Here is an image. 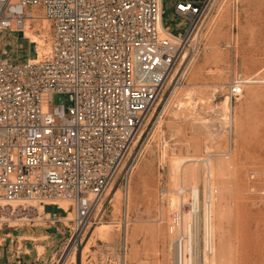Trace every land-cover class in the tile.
Returning a JSON list of instances; mask_svg holds the SVG:
<instances>
[{
	"label": "built area",
	"instance_id": "1",
	"mask_svg": "<svg viewBox=\"0 0 264 264\" xmlns=\"http://www.w3.org/2000/svg\"><path fill=\"white\" fill-rule=\"evenodd\" d=\"M215 1L178 0L174 15L189 24L177 35L165 26L164 0H0V34L39 17L50 44L41 60L0 52V214L26 220L42 207L41 222L58 235H84L115 185L127 192L146 118L184 57L198 53ZM248 84L232 83L230 101ZM56 96L69 106H55Z\"/></svg>",
	"mask_w": 264,
	"mask_h": 264
},
{
	"label": "rangeland",
	"instance_id": "2",
	"mask_svg": "<svg viewBox=\"0 0 264 264\" xmlns=\"http://www.w3.org/2000/svg\"><path fill=\"white\" fill-rule=\"evenodd\" d=\"M177 1L164 0V23L182 35L189 23L174 15ZM43 26L38 19L27 22L26 34H0V52L6 48L13 59H35L37 44L30 38L46 33L49 44ZM197 45L196 56L191 52L183 59L146 118L125 169L127 192L117 183L94 225L71 242L69 233L58 235L35 222L36 216L23 220L20 230L0 222V264H177L170 233L171 220L178 215L171 202L179 190L175 180L183 179L174 170L179 157L229 162L224 186L232 192L226 195L231 214L225 224L223 264H264V0H216ZM240 80L251 83L230 101L228 88ZM192 89L196 110L189 115L181 102ZM53 103L69 106L66 96L54 97ZM45 212L65 217L55 207ZM9 217L0 214V219ZM103 225L111 232L101 234ZM195 260L200 262L201 255Z\"/></svg>",
	"mask_w": 264,
	"mask_h": 264
},
{
	"label": "bare ground",
	"instance_id": "3",
	"mask_svg": "<svg viewBox=\"0 0 264 264\" xmlns=\"http://www.w3.org/2000/svg\"><path fill=\"white\" fill-rule=\"evenodd\" d=\"M35 18H37V20L39 19V17ZM26 26L24 29L25 34L26 29H28ZM42 30L49 31V24L46 21H44ZM42 30L39 32L41 33ZM45 38L46 33H42L36 37L32 36L30 38L32 43L37 44L35 54L38 55L39 60L50 51V44L46 45ZM45 48H47V51ZM185 59L186 57H184V60ZM248 82L251 83V81ZM194 91L195 90L193 89L188 93L185 91L184 93L186 94L183 99L184 101L181 102V107H183V109L186 107L189 115H192L196 110L194 102L196 93H194ZM223 106V108L228 111V105L226 102ZM174 162V170L176 174L178 175L182 172L183 175L181 183L180 181L175 180V185L177 187L179 186V190H177L176 195H173L171 199L172 208L178 214H175V218L173 216V219L171 220L173 223V230L170 233L173 243L171 248L175 246L177 264H223L226 244L225 224L227 221V214H231V211L228 213L226 210V206L229 207V204L226 205V195L229 191L226 190L228 188L225 187L226 185L224 186V181L226 177L225 174L227 173L230 164L224 160L213 162L210 158H204V160L199 161L194 159L185 160L184 158L179 157L175 158ZM200 164H203V166ZM186 185H188V188H186ZM230 193L228 194L230 195ZM59 206L64 211H69V204L67 202H60ZM38 209L39 217L34 219V221L42 223L41 216H43L44 210L42 207H39ZM70 218L71 215L68 212V217L63 219L66 221V225H69L68 222ZM22 221L23 220L17 219V216L15 215H10L9 218L0 219V222L6 224L9 228L17 227L19 230L20 228H25L23 227L25 225L22 224ZM98 230L101 234L111 232L110 230L106 231L108 230L107 225L101 226ZM201 236H203V245L200 253V249L198 250L197 246L198 240H200ZM196 241L197 244L195 248ZM1 243L2 241L0 239V244ZM39 249L41 252L43 251L42 247H39ZM199 255H201L200 262L195 260ZM71 260L75 261L74 251H71Z\"/></svg>",
	"mask_w": 264,
	"mask_h": 264
},
{
	"label": "crops",
	"instance_id": "4",
	"mask_svg": "<svg viewBox=\"0 0 264 264\" xmlns=\"http://www.w3.org/2000/svg\"><path fill=\"white\" fill-rule=\"evenodd\" d=\"M9 237H11L10 235H7V238H9ZM4 241V240H3ZM0 246H1V244H0ZM0 263H1V259H0ZM20 264V263H19Z\"/></svg>",
	"mask_w": 264,
	"mask_h": 264
}]
</instances>
